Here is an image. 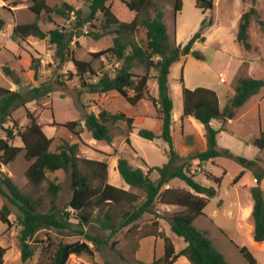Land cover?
Segmentation results:
<instances>
[{"label": "rangeland", "instance_id": "1", "mask_svg": "<svg viewBox=\"0 0 264 264\" xmlns=\"http://www.w3.org/2000/svg\"><path fill=\"white\" fill-rule=\"evenodd\" d=\"M47 3L61 10H65L63 2L71 4L75 9H82L83 14L88 12L86 0H46ZM182 8L178 13L173 12V3L170 0H154L162 12V19L166 26L169 40L173 45L184 46L188 40L201 27L202 20L205 24L211 19V25L203 31L204 41H196L192 49L199 52L203 58L196 59L193 56L181 55V60L173 63L168 75V86L173 100L171 127L173 146L181 156H189L206 148L205 126L193 117L180 119L182 114L181 87L193 89L206 87L216 92L220 107L225 106L227 93L233 88L237 77H252L264 80V28L259 24L264 21V0H212L213 9L203 11L196 7L195 0H181ZM13 0H0V17L4 20V27L0 30V86L12 91L20 92L25 99L30 89L44 86L49 90L45 95L28 100L25 104H16L11 111V118L16 120L17 129H23L28 123L27 111L31 112L37 121L43 126L44 133L54 139L52 148L61 141L68 143L82 141L77 156L80 158H92L105 160L108 164L107 182L117 187L134 190L121 178L117 170L118 158H125L132 167H139L144 172L150 166H161L167 161V142L162 138L148 140L138 135L141 128L158 133L161 121L157 116L156 107L149 99L140 100L136 105L130 104L124 97L116 92L99 94L89 92L82 86L81 79L75 74L73 63L68 60L60 68L54 59V48L48 46L44 40L36 37L25 39H13L11 34L13 26L17 23H28L35 20V15L24 4L13 5ZM113 13L121 21H131L135 12L129 10L120 0H111ZM254 7L257 11L249 24L248 41L250 49L246 50L236 40L238 24L241 15ZM63 16L56 11L50 15L42 14L38 24L43 30L54 27L70 28L75 15L73 12ZM153 7L149 9L150 17L154 16ZM102 16L99 15L91 27L86 24L83 31H96ZM98 26V27H97ZM140 44L145 40V31L139 28L134 35ZM112 43L110 34L99 39L89 35L74 37L71 42L73 55L78 59L89 60L91 53L105 49ZM32 59L39 60V78H34V70L31 68ZM95 74L87 75V81H96L104 70H112L118 65L111 56H102L91 61ZM144 72L140 66L135 70ZM71 75V76H70ZM151 78L148 81V92L152 96L157 95V85L153 78L154 72L150 71ZM182 77V81H181ZM225 81H221L220 78ZM100 109H106L112 113L122 112L133 118L134 128L128 132L124 121L118 120L111 127L112 141L110 144L102 140H94L86 130L83 118L89 112L98 113ZM157 116V117H155ZM144 117V118H143ZM143 118V119H142ZM142 119V120H141ZM78 120L79 134L75 135L68 130L64 123ZM182 121V122H181ZM182 123V124H181ZM8 121L0 125V138L5 137V128L10 127ZM210 126L220 129L217 134V148L220 151L228 150L234 156H243L247 159L258 158L253 168H247L234 157L223 153L214 160L197 167L192 163L190 170L195 179L205 186H213L218 189L216 196L209 199L201 215L196 217L194 225L206 230L212 239L214 246L224 255L230 263L249 264L239 252V246H246L256 259L255 264H264V242H254L252 238L251 205L253 201L250 188L256 185V175L260 174L259 186L264 193V149H260L252 141L264 131V87L252 95L242 106L231 110L225 123L212 120ZM130 139V145L125 138ZM14 145H22L19 137L11 142ZM28 162L21 152L14 161L8 165H1L0 171L11 177L13 182L25 193L39 196L42 200V210L47 211L51 205L50 196L46 192L48 181H53L61 186L56 197L58 207H65L71 197L70 173L62 170L47 173V181L43 182L38 190L30 185L25 170ZM244 171L237 183L234 178L240 171ZM210 175L207 177L206 175ZM155 178L156 173L151 172ZM213 177L220 178L217 185ZM258 177V176H257ZM170 187L174 189H189L180 179L171 180ZM142 196L140 197V199ZM7 205L10 209L9 218L13 220L11 227L0 220V245L6 246L7 253L4 264H23L20 259L18 245V226L15 216L18 208L0 194V205ZM182 208L174 205L159 204L156 215L158 226L152 221L154 215H145L137 222L132 232L126 228L119 231L112 239L101 244L99 251H94L90 257L87 254L80 256L71 255L66 264H127L120 255L130 260V264H138L141 260L150 263L155 257L163 254V238L161 236L147 235L153 231H160L174 244L175 250L183 248L186 243L175 235L170 229V217L181 211ZM98 213L95 209L93 216ZM87 232L100 239L105 238L108 231H102L95 223L87 226ZM53 240L59 239L71 242L79 238L72 231L62 232L50 227L38 231L31 246L34 255L26 264H48L49 252H43L47 245L48 236ZM81 238V237H80ZM117 240L114 249L110 243ZM93 247L92 244H89ZM137 259V260H136ZM174 264H189L184 256H180Z\"/></svg>", "mask_w": 264, "mask_h": 264}, {"label": "trees", "instance_id": "2", "mask_svg": "<svg viewBox=\"0 0 264 264\" xmlns=\"http://www.w3.org/2000/svg\"><path fill=\"white\" fill-rule=\"evenodd\" d=\"M86 1L88 6L86 15L83 14L82 9H75L71 4L63 2L67 13L73 12L75 15L69 29L57 26L43 30L38 24V19L42 14H46L50 19V15L55 11L63 16L65 10L50 6L46 0H13V5L24 4L35 15V20L15 24L11 36L13 39H25L32 36L44 40L48 46L54 48L53 56L58 62V68L70 60L74 65L75 74L81 79L82 86L89 92H96L100 95L116 92L132 105H136L140 100L149 99L156 107L157 116L161 121L160 132L155 133L152 130L141 128L138 130V135L148 140L162 138L167 142V161L161 166H150L144 172L139 167H132L125 158H118L119 175L125 184L134 190L112 185L107 182L108 164L105 160L77 156L79 146L84 144L82 141L68 143L67 140H63L52 148L54 139L44 133L43 126L29 111H27L29 123L23 129L16 130L17 122L11 118L12 108L18 103L23 105L28 100L47 94L49 92L47 88L42 85L34 87L29 90L27 93L29 97L25 99L20 92L0 86V125L8 121L12 122L10 127L5 128V137L0 138V167L14 161L22 152L24 159L28 162L25 176L34 190H38L42 183L47 181L49 172L62 170L70 173L72 193L67 205L57 206L56 197L61 186L48 181L46 192L50 196L51 205L47 211H43L41 197L23 192L11 177L0 171V194L18 208L15 221L19 227L17 237L21 263L26 264L31 261L34 255L31 243L38 231L42 229L52 227L60 232L67 230L79 235V238L71 242L62 239L53 241L47 235L48 241L43 247V252L50 254L48 264H66L71 255L87 254L92 257L94 251L100 250L101 244L112 239L122 229L126 228L127 232H132L137 222L145 215H154L155 220L152 223L157 227V206L167 204L182 208L170 217V229L175 235L181 237L186 245L176 251L172 241L160 231L147 233L146 236L155 235L163 238V254L155 257L150 263L137 259L136 263L174 264L180 256H184L189 264H236L225 259L224 255L214 246L206 230L194 225V220L202 214L209 199L217 195L218 189L198 182L190 167L192 163L200 167L223 153L234 157L247 168L256 166L258 158L247 159L243 156H234L228 150L220 151L217 148V134L223 130V127L215 129L210 126V122L217 120L225 123L231 110L244 105L252 95L264 87V80L237 77L232 90L226 95L227 100L223 108L220 107L218 95L214 90L206 87L190 89L182 85L180 119L183 120L190 116L205 126L206 148L189 156H181L174 148L172 140L173 100L168 86V75L171 65L180 61L181 55L189 54L196 59L203 58L192 47L196 41H204L203 31L207 25L212 24L211 19L208 20V24H205L204 18L199 31L184 46L173 45L169 40L162 12L154 0H120L129 10L135 12L131 21H121L116 17L109 3L111 0ZM170 1L173 3V12L178 13L182 8V1ZM195 5L203 13L213 9L214 6L212 0H195ZM151 7L155 11L152 17L149 15ZM256 14V9L250 7L241 15L238 24L236 40L246 50L250 49L248 41L250 20ZM99 15L102 16V20L96 31L84 32L83 28L86 24L96 27L92 21L96 20ZM4 24V20L0 17V30ZM259 24L264 28V21L259 20ZM139 28L145 31V40L141 44L134 37ZM83 34L92 36L94 39L110 34L112 43L105 49L91 53L89 60L78 59L73 55L71 42L74 37ZM104 55L111 56L118 65L112 70H104L96 81H87V75L95 74L91 61ZM140 66L144 67L143 73L135 71ZM31 68L34 70V78L38 79L39 60L32 59ZM151 70L154 72L153 78L157 85L156 96L148 92ZM82 120L92 139L102 140L108 144L112 141L111 127L116 121H124L128 132L134 128L132 117L122 112L112 113L106 109H100L96 114L89 112ZM64 126L78 136L80 121H67ZM16 136L19 137L22 145L11 143ZM125 141L130 145L128 137ZM252 142L263 150L264 131L261 130L260 135ZM153 171L156 173L155 178L150 175ZM243 173V170L240 171L233 183H237ZM261 175H264V172ZM206 176L210 177L208 173ZM176 178L182 180L189 189L166 187L171 180ZM213 178L219 186L220 178ZM255 179L257 184L250 188L253 201L252 238L254 242L262 243L264 242V193L258 184L260 174L256 175ZM95 209L98 213L93 216ZM9 215L8 206L0 205V220L6 224L7 228L11 227L14 222ZM92 223L97 224L102 231H108L107 236L100 239L98 236L89 234L87 226ZM116 242L117 240H114L110 243L112 249ZM238 250L246 262L256 263V259L246 246H239ZM6 251L7 248L0 245V264L4 263ZM120 256L127 264H130L131 259Z\"/></svg>", "mask_w": 264, "mask_h": 264}, {"label": "crops", "instance_id": "3", "mask_svg": "<svg viewBox=\"0 0 264 264\" xmlns=\"http://www.w3.org/2000/svg\"><path fill=\"white\" fill-rule=\"evenodd\" d=\"M156 113H157V112H156ZM155 117H157V116H155ZM143 118H144V117H143ZM143 118H142V119H143ZM142 119H141V120H142ZM181 122H182V121H181ZM210 123H211V122H210ZM181 124H182V123H181ZM159 132H160V130H159ZM159 132H158V133H159ZM253 180H254V178H253ZM170 182H171V181H170ZM169 184H170V183H169ZM169 184H168L166 187H170ZM252 186H253V185H252ZM260 186H261V185H260ZM166 205H167V204H166ZM249 205H250L251 210H252V205H251V203H250ZM5 247H6V246H5ZM6 253H7V251H6ZM6 253H5V255H6ZM5 255H4V257H5ZM4 262H5V259H4ZM3 264H4V263H3Z\"/></svg>", "mask_w": 264, "mask_h": 264}, {"label": "built area", "instance_id": "4", "mask_svg": "<svg viewBox=\"0 0 264 264\" xmlns=\"http://www.w3.org/2000/svg\"><path fill=\"white\" fill-rule=\"evenodd\" d=\"M220 80H221V81H225V79H224V78H222V77L220 78ZM254 180L256 181V179H254Z\"/></svg>", "mask_w": 264, "mask_h": 264}]
</instances>
